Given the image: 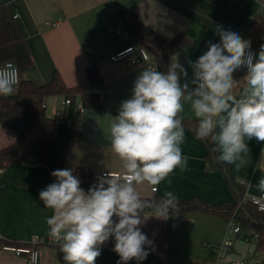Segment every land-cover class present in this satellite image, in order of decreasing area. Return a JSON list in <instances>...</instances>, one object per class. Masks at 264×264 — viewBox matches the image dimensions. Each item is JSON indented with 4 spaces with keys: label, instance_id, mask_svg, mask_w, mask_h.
Masks as SVG:
<instances>
[{
    "label": "crops",
    "instance_id": "obj_1",
    "mask_svg": "<svg viewBox=\"0 0 264 264\" xmlns=\"http://www.w3.org/2000/svg\"><path fill=\"white\" fill-rule=\"evenodd\" d=\"M14 17L33 57V65L24 77L38 85L48 82L57 71L68 86L85 84L89 92L107 94L103 110L83 109L74 116L72 125L82 133V139L71 140L67 148L66 168L87 167L97 174L120 171L121 162L111 152L109 128L118 114L123 100L131 97L136 77L145 68L125 60L112 61L110 56L127 45L140 43L129 16L171 39L181 33L182 52L170 56L169 65L179 63L192 75L190 62H195L208 50L209 43H219L217 29L238 33L243 39L251 22L258 18L264 23V0H0ZM122 25L128 32L124 39L114 33ZM260 49H256L258 55ZM95 65L102 83H89L86 68ZM246 70L237 69L233 78L238 82L234 92L246 86ZM63 96L47 99L48 115H54L63 106ZM182 117L193 118L185 105ZM14 136L7 135L10 144ZM249 147L248 165L237 171L228 165L229 172L246 184V197L259 195L255 185L264 172V142L255 138L246 141ZM183 154L192 157L188 170L177 169L170 177L172 183L162 182L153 192L151 186L137 187L140 196L147 197L172 191L179 199L201 198L210 204L232 202L233 195L219 170H207L203 160V141L185 129ZM54 180L43 165L10 164L0 174V238L26 243L33 236H47L46 217L52 212L44 208L39 192ZM148 217L141 230L152 246L140 264H215L218 246L226 232L227 219L192 210L171 214L167 219L155 217L154 211H145ZM246 231L228 249L227 259L246 254L264 257V250H255V241L246 240ZM114 238L101 246V255L95 264H118L119 256L113 251ZM39 264H65L63 253L54 245L39 246ZM0 264H25L22 256L0 249Z\"/></svg>",
    "mask_w": 264,
    "mask_h": 264
},
{
    "label": "clouds",
    "instance_id": "obj_2",
    "mask_svg": "<svg viewBox=\"0 0 264 264\" xmlns=\"http://www.w3.org/2000/svg\"><path fill=\"white\" fill-rule=\"evenodd\" d=\"M219 43L190 62L187 70L172 63L167 72L145 67L136 77L131 97L121 102L109 128L111 152L120 160V171H106L87 191L73 169H57L55 182L39 192L52 214L46 217L47 236L63 253L65 264H95L101 246L114 238L118 264L145 260L152 241L141 230L151 206L155 217L167 219L179 209L172 191L148 204L137 187L147 184L157 191L179 169L188 170L192 157L183 154L185 105L196 122L195 137L210 141L219 163L237 171L249 163L246 141L264 142V45L257 54L251 42L238 33L217 29ZM246 68V86L234 92L233 73ZM19 83V70L11 62L0 65V96H10ZM261 159H264L262 154ZM264 172V170H261ZM255 187L264 199V175Z\"/></svg>",
    "mask_w": 264,
    "mask_h": 264
},
{
    "label": "trees",
    "instance_id": "obj_3",
    "mask_svg": "<svg viewBox=\"0 0 264 264\" xmlns=\"http://www.w3.org/2000/svg\"><path fill=\"white\" fill-rule=\"evenodd\" d=\"M129 19L140 44L144 45L154 57L156 69L167 72L170 56L182 52L183 35L179 33L167 39L140 22L134 14H131ZM244 39L249 40L255 49H261V45H264L262 20L256 18L251 22ZM5 61L13 62L18 68L19 83L15 86L12 95L0 96V125L7 127L15 137L13 142L0 147V166L4 168L15 163L43 165L50 173L57 169H65L69 142L82 139L81 131L72 125L74 116L78 112V104H81L83 109L103 110L107 105V94L89 92L85 84L68 86L57 71L48 82L41 85L25 78L24 72L33 65L31 51L12 14L5 5H0V64ZM86 75L89 83H102V76L95 65L86 68ZM55 95H62L64 99L69 100V103L54 115H48L47 99ZM183 120L185 129L195 136L194 118L183 117ZM203 143L205 169L221 171L233 195V201L210 204L201 198L179 199L178 211L171 214L200 210L227 220L232 219L242 231L256 230L258 238L255 242V250H264V211L258 210L246 197V185L231 175L228 164L217 162L218 153L212 150L214 145L210 141ZM73 172L80 178L81 187L85 191L96 183V178L100 176L87 167H78ZM52 178L55 182V178L53 176ZM162 196L155 193L141 198L151 205ZM145 211H154V209L147 206ZM4 244L25 243L0 238V249Z\"/></svg>",
    "mask_w": 264,
    "mask_h": 264
},
{
    "label": "built area",
    "instance_id": "obj_4",
    "mask_svg": "<svg viewBox=\"0 0 264 264\" xmlns=\"http://www.w3.org/2000/svg\"><path fill=\"white\" fill-rule=\"evenodd\" d=\"M114 33L121 36L124 39L128 38V32L125 30V28L122 25H116L114 27ZM183 43L189 44L191 43V41L184 40ZM250 51L256 54V49L252 45L250 47ZM110 60L112 61L125 60L130 64H142L145 67H149L153 70H157L154 57L148 51V49L140 43H134L125 46L121 50L112 54L110 56ZM5 62H11V61H5ZM4 63L0 65H3ZM11 63L14 66H16L13 62ZM243 69L246 70V68ZM191 79H192V75L186 80L190 81ZM68 103H69L68 99L66 98L63 99V106H65ZM77 110L78 112H81L83 110L81 104H78ZM2 171H3V167L0 166V174ZM103 173L105 172H102L100 175H102ZM240 182L245 184V182L243 181ZM151 190H152V186H151ZM260 196L261 194L259 195L252 194L249 195L247 198L253 204L256 205L258 210L264 211V199H258ZM242 232L243 231L241 227L237 223H235L232 219L228 220L225 235L223 237V240L218 246V257L215 264H262L263 257L255 256L250 253L235 259H227L226 254L228 249L239 238ZM257 238H258V232L256 230L251 229L246 232V236H245L246 240H251L256 242ZM43 244L54 245L49 240L48 236H46L45 238H41L35 235L25 244H4L1 246V248L4 250H9L17 256H22L25 264H39L40 263L39 246ZM128 264H137V261L132 260L129 261Z\"/></svg>",
    "mask_w": 264,
    "mask_h": 264
},
{
    "label": "rangeland",
    "instance_id": "obj_5",
    "mask_svg": "<svg viewBox=\"0 0 264 264\" xmlns=\"http://www.w3.org/2000/svg\"><path fill=\"white\" fill-rule=\"evenodd\" d=\"M11 135L14 136V134L5 126L0 125V145L6 143V136ZM263 255V253L260 254V257Z\"/></svg>",
    "mask_w": 264,
    "mask_h": 264
}]
</instances>
